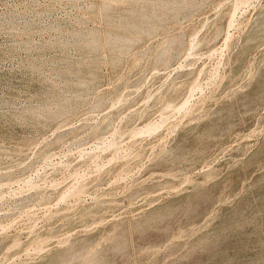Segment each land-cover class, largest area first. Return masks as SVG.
I'll list each match as a JSON object with an SVG mask.
<instances>
[{
  "label": "rangeland",
  "instance_id": "374dc122",
  "mask_svg": "<svg viewBox=\"0 0 264 264\" xmlns=\"http://www.w3.org/2000/svg\"><path fill=\"white\" fill-rule=\"evenodd\" d=\"M139 1L0 0V264H264V0Z\"/></svg>",
  "mask_w": 264,
  "mask_h": 264
},
{
  "label": "bare ground",
  "instance_id": "6f19581e",
  "mask_svg": "<svg viewBox=\"0 0 264 264\" xmlns=\"http://www.w3.org/2000/svg\"><path fill=\"white\" fill-rule=\"evenodd\" d=\"M136 1H137V0H136ZM140 1H141V0H140ZM140 1H139V2H140ZM171 1L173 2V0H170L168 3H166V2H165V3L169 5V3H170ZM177 1H179V0H177ZM181 1H182V0H181ZM184 1L187 2V0H184ZM109 2H110V1H109ZM131 2H132V1H131ZM139 2H138V3H139ZM146 2H147V1H146ZM172 2H171V3H172ZM122 3H123V2H122ZM143 3H145V2H142V4H143ZM161 3H162V2H161ZM171 3H170V4H171ZM174 3H175V2H174ZM176 3H177V2H176ZM176 3H175V4H176ZM178 3H180V2H178ZM182 3H183V2H182ZM107 4H109V3H107ZM131 4H132V3H131ZM131 4H130V5H131ZM134 4H136V3H134ZM172 4H173V3H172ZM180 4H181V3H180ZM113 5H115V4H113ZM145 5L147 6V4H145ZM154 5H155V3H154ZM158 5H159V4H158ZM160 5H161V4H160ZM176 5H178V4H176ZM183 5L187 6V5L184 4V3H183ZM183 5H182V6H183ZM188 5H189V3H188ZM141 6L143 7V5H141ZM146 6H145V7H146ZM156 6H157V5H156ZM156 6H153V7H156ZM162 6H163V5H162ZM114 7H115V6H114ZM114 7H113V8H114ZM126 7H127V6H126ZM128 7L131 8L129 5H128ZM145 7H143V8L146 9ZM163 7H164V6H163ZM169 7H170V5H169ZM171 7H174V6H171ZM116 8H117V7H116ZM118 8H119V7H118ZM156 8H157V7H156ZM156 8H155V9H156ZM158 8H159V7H158ZM182 8H183V7H182ZM131 9H132V8H131ZM133 9H134V8H133ZM137 9H138V8H137ZM144 9H138V10H143V11H144ZM151 9H153V8H151ZM166 9H167V10L169 9L168 6L166 7ZM113 10H115V9H113ZM113 10H112V11H113ZM135 10H136V6H135ZM164 10H165V9H164ZM185 10H186V9H185ZM129 11H131V10H129ZM133 11H134V10H133ZM161 11H162V10H161ZM161 11L159 10V12H161ZM110 12H111V11H110ZM110 12H109V13H110ZM137 12H138V11L136 10V13H137ZM169 12H170V10H169ZM111 13H112V12H111ZM131 13H132L133 16H134V12H130V14H131ZM136 13H135V14H136ZM141 13H142V12H141ZM144 13H145V12H144ZM150 13H152V12H150ZM157 13H158V12H157ZM128 14H129V12H128ZM146 14H147V12H146ZM159 14H160V13H159ZM159 14H158V15H159ZM164 14H165V12H163V14H160V16H161V15H164ZM167 14H168V12H167ZM167 14H166V15H167ZM170 14H171V12H170ZM137 15H138V14H137ZM148 15H149V17H150V14H148ZM152 15H154V13L151 14V17H152ZM156 15H157V14H156ZM156 15H155V16H156ZM158 15H157V16H158ZM104 16L106 17V13H105ZM109 16H110V15H109ZM109 16H107V17H109ZM129 16H130V15H129ZM138 16H139V18H140L141 14L138 15ZM157 16H156V17H157ZM164 16H165V15H164ZM168 16H169V15H168ZM168 16H167V17H168ZM107 17H106V18H107ZM131 17H132V16H131ZM131 17H129V18H131ZM156 17H154V18L152 17V18H153V19H156ZM134 18H136V16H135ZM145 18H146V17H145ZM145 18H144V19H145ZM157 18H158V17H157ZM161 18H162V17H161ZM144 19H142V20H144ZM150 19H151V18H150ZM153 19H152V20H153ZM159 19H160V18H159ZM159 19H158V22H159V21L161 22L162 20H161V19L159 20ZM163 19H165V18H163ZM130 20H131V19H130ZM132 20L134 21V19H132ZM140 20H141V18H140ZM133 21H132V22H133ZM135 22H137V20H136ZM135 22H134V23H135ZM141 22H142V21H141ZM153 22H157V21L154 20ZM132 24H133V23H132ZM135 24H137V23H135ZM159 24H160V23H159ZM157 25H158V24H157ZM160 25H161V24H160ZM131 26H132V25H131ZM133 27H134V26H133ZM135 28L137 29V25H136ZM138 28H139V26H138ZM136 29H135V30H136ZM137 30H138V29H137ZM175 39L177 40V38H175ZM173 40H174V39H173ZM179 40H180V39H179ZM179 42H180V41H179ZM169 43H170V42H169ZM172 43H174V42H172ZM172 43H170V44H172ZM176 43H177V42H176ZM163 46H164V45H163ZM166 46L169 47V46H171V45H167V44H165V47H166ZM172 46H174V44H173ZM175 46H176V44H175ZM175 46H174V47H175ZM168 47H167V48H168ZM161 48H162V47H161ZM164 49H165V48H164ZM169 49H170V48H169ZM174 49H177V48H174ZM178 49H179V48H178ZM192 49H193V48H192ZM159 50H160V49H159ZM162 50H163V48L161 49V51H162ZM170 50H171V49H170ZM193 50H194V49H193ZM163 51H164V50H163ZM163 51H162V52H163ZM173 51H175V50H173ZM176 51H178V50H176ZM157 52L159 53V51H157ZM167 52H168V51H167ZM178 52H179V51H178ZM160 53H161V52H160ZM162 54H163V53H161V55H162ZM164 54H165V52H164ZM172 54H173V53H172ZM176 54H177V53H176ZM159 55H160V54H159ZM161 55H160V56H161ZM165 55H166V54H165ZM170 55H171V54H170ZM174 55H175V54H174ZM174 55H173V56H174ZM167 56H168V55H167ZM171 56H172V55H171ZM155 57H156V56L154 55L153 59H154ZM161 57H163L162 59L165 58L164 55H162ZM158 58H159V57H158ZM166 58H168V57H166ZM166 58H165V59H166ZM162 59H160V60L158 59V60L161 61ZM154 60H157V59H154ZM159 61L157 62V64L159 63ZM162 61H163V60H162ZM164 61H166V60H164ZM153 62H154V61H153ZM155 62H156V61H155ZM160 63H161V62H160ZM160 63H159V64H160ZM157 64H156V65H157Z\"/></svg>",
  "mask_w": 264,
  "mask_h": 264
}]
</instances>
